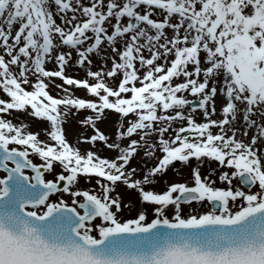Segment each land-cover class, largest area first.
I'll list each match as a JSON object with an SVG mask.
<instances>
[{
	"label": "snow or ice",
	"instance_id": "obj_1",
	"mask_svg": "<svg viewBox=\"0 0 264 264\" xmlns=\"http://www.w3.org/2000/svg\"><path fill=\"white\" fill-rule=\"evenodd\" d=\"M0 174V264H264V0H0Z\"/></svg>",
	"mask_w": 264,
	"mask_h": 264
},
{
	"label": "rangeland",
	"instance_id": "obj_2",
	"mask_svg": "<svg viewBox=\"0 0 264 264\" xmlns=\"http://www.w3.org/2000/svg\"><path fill=\"white\" fill-rule=\"evenodd\" d=\"M49 66H51V65H49ZM95 66L96 65L94 63V70H95ZM69 71L72 72L73 74H76L74 69H70ZM78 78H79V76H78ZM56 83H60V81L57 80ZM51 93L53 95H55L56 90L51 89ZM76 94L78 96H84L85 95L83 91L77 92ZM17 115L21 116V118L25 121H27L29 119V117L24 116L23 113H20ZM77 119L78 118H76V117H70L69 121L64 125L66 136H67V139L70 143H72L74 140V137H76L77 134L82 131L79 124L77 123ZM102 125H103V123L99 125L101 130L105 131L106 133L112 131L111 127L105 128ZM44 127H46V125L43 123H33L32 126L28 130L32 131V132H37L38 130H40L41 128H44ZM85 134H91V130L89 129L88 132H86ZM41 138H43V133L41 134ZM83 147H86V146L82 145L81 148H83ZM110 154L111 153H109L108 151H104L103 153H101V155H104V156H107ZM133 163L139 165L141 162L139 160H136V161H133ZM179 163H180V166H178L176 169H172V167L170 166V168L167 170L165 176L162 178V181L156 185V187H155L156 191H162L163 190V188H164L163 180L182 182L188 178L189 169L186 166H184L182 164V162H179ZM213 167H214V165H213ZM208 170L209 169H208L207 165H205L203 168H201L202 175L205 174ZM46 178H51V177L47 176V174H46ZM81 187L85 188L88 186L84 185L82 182ZM117 191L120 192L121 195L123 196V199L129 203V207L131 209V211H125L124 216L131 217L132 215H134L136 208L140 207V205L137 202V199H138L137 194L134 192L125 191L122 187L117 188ZM52 199L55 200L56 197H53ZM69 203H70V201H69ZM182 207L184 209L185 214L190 210L188 208V206H182ZM191 210L203 212L205 209H202L199 206H197L195 203H193V205L191 206Z\"/></svg>",
	"mask_w": 264,
	"mask_h": 264
},
{
	"label": "bare ground",
	"instance_id": "obj_3",
	"mask_svg": "<svg viewBox=\"0 0 264 264\" xmlns=\"http://www.w3.org/2000/svg\"><path fill=\"white\" fill-rule=\"evenodd\" d=\"M102 126H104L105 128H106V127H107V128L111 127L110 123H103Z\"/></svg>",
	"mask_w": 264,
	"mask_h": 264
},
{
	"label": "water",
	"instance_id": "obj_4",
	"mask_svg": "<svg viewBox=\"0 0 264 264\" xmlns=\"http://www.w3.org/2000/svg\"><path fill=\"white\" fill-rule=\"evenodd\" d=\"M0 175H2V174H0Z\"/></svg>",
	"mask_w": 264,
	"mask_h": 264
}]
</instances>
